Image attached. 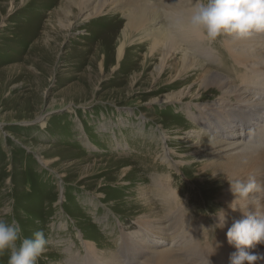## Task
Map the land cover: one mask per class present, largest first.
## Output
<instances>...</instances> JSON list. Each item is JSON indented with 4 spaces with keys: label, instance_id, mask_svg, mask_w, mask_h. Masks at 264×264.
I'll use <instances>...</instances> for the list:
<instances>
[{
    "label": "rangeland",
    "instance_id": "obj_1",
    "mask_svg": "<svg viewBox=\"0 0 264 264\" xmlns=\"http://www.w3.org/2000/svg\"><path fill=\"white\" fill-rule=\"evenodd\" d=\"M51 1L5 0L0 7V219H15L25 237L45 233L38 264H163L157 256L166 251L173 264H230L236 249L227 229L214 226L235 195L228 197L230 183L212 185L209 175L219 178L216 164L259 146L249 141L263 127L242 132L225 121L224 128L196 121L188 113L219 95L197 103L199 87L191 91L190 83L160 91L154 82H137L146 62L144 30L135 29L122 67L97 53L125 7L89 0L82 10L71 0L49 7ZM137 2L150 8L167 1ZM152 8L156 27L164 26L167 9ZM135 26L146 29L145 21ZM176 92L190 99L166 102ZM153 175L176 192L177 219L158 206ZM260 182L243 207L264 215ZM249 251L264 254V245ZM8 255L0 254V264Z\"/></svg>",
    "mask_w": 264,
    "mask_h": 264
},
{
    "label": "bare ground",
    "instance_id": "obj_2",
    "mask_svg": "<svg viewBox=\"0 0 264 264\" xmlns=\"http://www.w3.org/2000/svg\"><path fill=\"white\" fill-rule=\"evenodd\" d=\"M4 1L5 0H0V7L3 5ZM55 1L57 0L49 2L52 4L48 6L52 7ZM64 1L68 2L69 0ZM72 1L75 5L74 7H80L82 10L91 6V1L89 0H71V2ZM166 1V4L162 2V4L153 5L150 6V8L148 5L143 8V6L138 5L137 0H113L111 4H116V7L125 8H122L123 10L117 14L119 18L115 20L109 30V32H111L109 45L100 46L101 48L95 51L97 53L101 51L102 53L106 52L107 54L113 55L116 63L118 62L117 66L122 67L120 65L126 60V50L131 44L135 29L137 33L144 30V36L140 37V44L143 43L141 47L142 51L147 50L145 56L146 62L143 63L144 65L142 66L139 64L142 72L141 76L136 77L137 82L143 79H145L146 85H150L151 82H154V85H161L159 87L160 91L178 89L180 86L190 83L191 91L194 87H199L198 94H200V97L193 100L194 102L198 103L205 99H214L219 95L217 100L204 104L203 107L197 106L195 113H188L192 119L215 126L220 125L222 128L224 127L219 122L225 121L228 122L226 125L227 127H233L235 129L238 127V130L242 132L251 127L255 128L259 126H262L264 130V33H253L249 38L242 40L225 35L218 38L215 42L210 43L205 39L202 33L180 24L181 17L187 14L192 6L193 0ZM23 2L28 3L27 0H23ZM104 5H106V3ZM104 5L102 4L100 7ZM126 7L137 8L132 12L128 8L126 9ZM152 7H165L167 9L164 26L160 28L156 27L157 23H154V20L157 15L153 14L154 8ZM96 15L99 16L100 14L97 13ZM114 17L116 18V16ZM125 20L127 23L122 28L121 23ZM143 21H145L146 29L145 27L135 28L139 26H135V24L142 23ZM69 29L70 28H68V30ZM116 39H118L119 45L115 49ZM90 50H88V52ZM158 56H161L160 63H157ZM104 60L98 64L101 72L106 71ZM207 67H212V69H207ZM203 71H205V73ZM174 73H176V79L174 80V78H172L171 80L170 78ZM155 76L159 78L154 81ZM165 77H167V80H165ZM150 93H152V91H150ZM189 99V96L184 95L182 92H176L172 97H169L166 102L169 100H178L180 103H184ZM185 114H187V112ZM240 135L242 134H229L228 137L233 139ZM249 142L259 144V146L246 145L239 153L235 154L234 158L222 161L219 165L216 164L217 171H219V178L217 174H210L212 185L217 186V184L220 183L225 185L226 183H230L229 181H235L237 179L247 180L249 177H254L259 186L262 184L260 181L264 178V131L259 133L258 137H252ZM212 173L217 172L214 170ZM162 178L163 177L159 175L152 176L154 190L159 194L158 196L161 197V200L158 201L159 203L157 204L163 211L168 210L169 213L177 219L175 214L177 212L178 196L168 182H161L164 180V178ZM215 189L219 188L216 187ZM228 193V197L234 194L231 188L228 190ZM224 198H227L225 192L222 196V199ZM230 198L225 200L227 205H230L236 197L231 196ZM245 203L244 201H237V204L234 206L242 208L245 212L248 210L253 211V207L251 209L243 207ZM225 216L226 224L224 227L228 230V228L232 226L234 220L243 217V212L239 208L235 211L231 208L228 215ZM230 219L233 220L231 221ZM174 221L175 224H177V220ZM179 223L182 222L179 221ZM183 223L182 225H184ZM183 229L184 227L182 230ZM181 244L183 246V243ZM184 247H182V252H184L185 249L187 251V246ZM191 248H193V246ZM90 251L94 253V250ZM195 251L197 252V250ZM158 256V263H163L164 261L163 264H173V261L170 260L171 256L167 251L163 252L161 256ZM153 263L151 262V264Z\"/></svg>",
    "mask_w": 264,
    "mask_h": 264
},
{
    "label": "clouds",
    "instance_id": "obj_3",
    "mask_svg": "<svg viewBox=\"0 0 264 264\" xmlns=\"http://www.w3.org/2000/svg\"><path fill=\"white\" fill-rule=\"evenodd\" d=\"M180 24L202 33L210 43L225 35L247 39L253 33H264V0H193ZM229 182L236 197L230 207L243 212V217L234 220L227 230L228 243L236 249L230 264H259L264 260V254H255L249 249L264 245V215L234 206L237 201L249 200L259 185L254 177ZM220 212L214 229L225 226V213ZM48 243L42 230L35 231L31 238L25 237L15 219H0V254H9L7 264H38Z\"/></svg>",
    "mask_w": 264,
    "mask_h": 264
}]
</instances>
